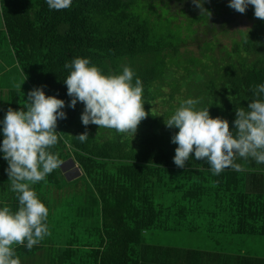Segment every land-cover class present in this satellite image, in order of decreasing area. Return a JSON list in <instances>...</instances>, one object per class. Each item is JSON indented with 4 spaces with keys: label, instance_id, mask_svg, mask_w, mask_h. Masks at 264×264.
I'll return each instance as SVG.
<instances>
[{
    "label": "trees",
    "instance_id": "obj_1",
    "mask_svg": "<svg viewBox=\"0 0 264 264\" xmlns=\"http://www.w3.org/2000/svg\"><path fill=\"white\" fill-rule=\"evenodd\" d=\"M229 2L216 0L218 16ZM166 4L0 0L9 45L32 89L11 91L0 110V264H142L145 232L182 225L201 210L214 216L227 208L236 235L256 234L264 189L252 192L246 177L264 183V14L246 6L251 27L234 41L232 61L214 66L215 98L193 106V124L163 132L153 106L165 75L179 67L169 58L185 44L173 47L142 12ZM203 19L195 16L192 26ZM180 105L169 111L181 116ZM126 112L132 133L139 127L133 139L119 128ZM21 114L34 129H15ZM68 160L91 189L86 203L74 202L86 211L71 222L55 217L53 203L67 185L74 189L66 199L78 192L61 169Z\"/></svg>",
    "mask_w": 264,
    "mask_h": 264
},
{
    "label": "rangeland",
    "instance_id": "obj_2",
    "mask_svg": "<svg viewBox=\"0 0 264 264\" xmlns=\"http://www.w3.org/2000/svg\"><path fill=\"white\" fill-rule=\"evenodd\" d=\"M251 4H254L259 14H264V0H231V2L226 3L225 8L220 12L222 18L219 20L217 18L211 28L200 25L192 26L194 16H188L186 13L180 14L181 18H177V12L170 9L169 4L159 8V11L145 6V11L142 13L151 18V24L157 34L170 37L173 47L185 44L182 47L180 46L178 54H171L173 57L169 59L179 67L177 69L172 67L174 72L171 77L170 74L165 75L161 89L163 95L156 100L153 106V110L157 113V118L162 119L164 117L161 121L165 126L161 127V130L164 129L163 132H167L170 127L182 130L188 123L193 124L197 119V117L192 116L196 113L193 106H197L199 102L204 101L205 96L210 100L213 97L215 98V92H217L220 84L217 80L219 75L216 67L223 69L222 67L232 61L230 49L233 48L234 41H239L241 32L247 31L251 27L252 23L246 15V6ZM204 24V22H201V25ZM206 89L208 93H206ZM11 91L26 94L31 92L32 89L29 81L21 73L17 65L0 15V110L8 108L9 93ZM186 97L189 99L186 100ZM179 104H181L183 114L175 116L173 111L169 110L170 108L176 110ZM131 118L133 116L126 112L119 120V128L127 137L133 139L139 132V127L135 125V133H132L129 127L133 126L129 122ZM19 127L31 130L34 129L35 122L26 114H21L15 122V129ZM132 134L134 135L132 136ZM61 169L65 175L66 182L77 183L78 192L74 194L76 195L75 197L71 198V196H68L66 199L67 193L72 194V187L74 189L73 185H67L64 188V198L61 199V196H54L53 199L56 201L53 200V203L57 207L56 215H58L55 217L67 215L69 222H71L75 216H78V212L86 211L82 208L76 211L74 202L77 205L86 203L91 189L87 180L80 178L82 174L73 162L68 160L61 165ZM62 211L64 212L63 214ZM201 220H205V218ZM15 223L18 235V231H21L22 226L20 225V220ZM146 233V235H149L148 232ZM83 234V228H79L78 232H76L77 236L82 237ZM167 235L170 236L171 233L169 232ZM234 248L236 249V247ZM262 251L264 252V249Z\"/></svg>",
    "mask_w": 264,
    "mask_h": 264
},
{
    "label": "crops",
    "instance_id": "obj_3",
    "mask_svg": "<svg viewBox=\"0 0 264 264\" xmlns=\"http://www.w3.org/2000/svg\"><path fill=\"white\" fill-rule=\"evenodd\" d=\"M259 177H246L252 192L264 189ZM226 209L214 216L209 210L191 212L182 225L145 232L142 264H264V235L259 236L264 220L256 222L255 235H236L232 212Z\"/></svg>",
    "mask_w": 264,
    "mask_h": 264
},
{
    "label": "flooded vegetation",
    "instance_id": "obj_4",
    "mask_svg": "<svg viewBox=\"0 0 264 264\" xmlns=\"http://www.w3.org/2000/svg\"><path fill=\"white\" fill-rule=\"evenodd\" d=\"M169 3V8L175 10L177 18H181L179 15L182 13L188 14V16L204 17L205 24L202 26L211 28L214 26L215 21L222 18L221 15H217L216 0H185L184 2L175 3L174 1L164 0Z\"/></svg>",
    "mask_w": 264,
    "mask_h": 264
},
{
    "label": "water",
    "instance_id": "obj_5",
    "mask_svg": "<svg viewBox=\"0 0 264 264\" xmlns=\"http://www.w3.org/2000/svg\"><path fill=\"white\" fill-rule=\"evenodd\" d=\"M69 161H71V160H69ZM72 162V161H71Z\"/></svg>",
    "mask_w": 264,
    "mask_h": 264
}]
</instances>
